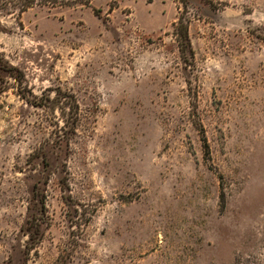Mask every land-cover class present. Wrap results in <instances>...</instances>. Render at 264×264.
Segmentation results:
<instances>
[{
    "label": "rangeland",
    "instance_id": "obj_1",
    "mask_svg": "<svg viewBox=\"0 0 264 264\" xmlns=\"http://www.w3.org/2000/svg\"><path fill=\"white\" fill-rule=\"evenodd\" d=\"M0 8V264H264V0Z\"/></svg>",
    "mask_w": 264,
    "mask_h": 264
},
{
    "label": "trees",
    "instance_id": "obj_2",
    "mask_svg": "<svg viewBox=\"0 0 264 264\" xmlns=\"http://www.w3.org/2000/svg\"><path fill=\"white\" fill-rule=\"evenodd\" d=\"M31 4V3H30ZM29 3L28 4H26L25 5V7H29V5H30ZM23 10H25V9H23ZM22 10V11H23ZM5 12H7V10L6 9H1L0 8V15H2V13H5ZM2 31V27H1V24H0V32ZM179 35H180V37H181V41L185 44V46H186V48L187 49H189L190 50V44H189V40H188V35H187V28H186V26H181L180 27V30H179ZM2 64L0 63V71H4L8 76H12V77H14V78H16L17 79V76L15 75L14 76V74H12L13 72H12V69L14 70V68L11 66V70H9L10 68V66L9 67H7L6 65H3V66H1ZM3 90H2V86H0V93L2 92ZM22 98H24L27 102H29V100L25 97V96H22ZM38 202L39 203H43L42 201H40V200H38ZM31 227H33L34 229H32V230H30V232H28V233H30L29 234V236H31L32 234H37V231H39V226L38 227H35V226H31ZM30 238V237H29Z\"/></svg>",
    "mask_w": 264,
    "mask_h": 264
}]
</instances>
